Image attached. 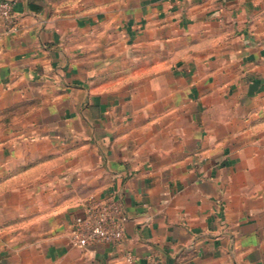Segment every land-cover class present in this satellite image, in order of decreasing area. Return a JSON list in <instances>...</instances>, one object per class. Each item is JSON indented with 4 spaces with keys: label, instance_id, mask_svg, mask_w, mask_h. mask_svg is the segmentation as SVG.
I'll use <instances>...</instances> for the list:
<instances>
[{
    "label": "crops",
    "instance_id": "1",
    "mask_svg": "<svg viewBox=\"0 0 264 264\" xmlns=\"http://www.w3.org/2000/svg\"><path fill=\"white\" fill-rule=\"evenodd\" d=\"M13 3L0 264H264V0ZM109 193L122 242L72 245Z\"/></svg>",
    "mask_w": 264,
    "mask_h": 264
},
{
    "label": "built area",
    "instance_id": "2",
    "mask_svg": "<svg viewBox=\"0 0 264 264\" xmlns=\"http://www.w3.org/2000/svg\"><path fill=\"white\" fill-rule=\"evenodd\" d=\"M13 0H0V37L16 30L13 13ZM125 216L114 193L105 197L89 196L84 202L83 214L71 223L68 239L72 245L84 247L94 241L119 244L125 235ZM124 257L128 262L135 255L126 250ZM150 264V263H148Z\"/></svg>",
    "mask_w": 264,
    "mask_h": 264
}]
</instances>
